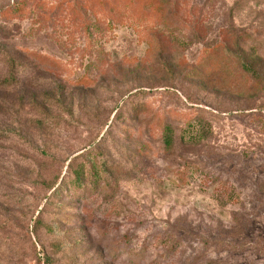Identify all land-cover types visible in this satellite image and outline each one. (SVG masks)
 Masks as SVG:
<instances>
[{
  "label": "rangeland",
  "instance_id": "1",
  "mask_svg": "<svg viewBox=\"0 0 264 264\" xmlns=\"http://www.w3.org/2000/svg\"><path fill=\"white\" fill-rule=\"evenodd\" d=\"M0 47V264H264V0H0Z\"/></svg>",
  "mask_w": 264,
  "mask_h": 264
},
{
  "label": "trees",
  "instance_id": "2",
  "mask_svg": "<svg viewBox=\"0 0 264 264\" xmlns=\"http://www.w3.org/2000/svg\"><path fill=\"white\" fill-rule=\"evenodd\" d=\"M7 51L5 50V48L0 47V57L1 56H7ZM243 58V67L244 69L254 78H261L260 73L258 72V70L255 68L254 63H250L247 62V57L246 56H242ZM7 67H8V77L4 80L3 82V86L5 87H18L19 86V81L18 78L16 77V71L19 67H21V64L13 59V57H9L7 62ZM41 109L43 111H46V107L43 105V107H41ZM205 130V127L201 125L198 126H194V128L191 129V131L189 132L190 135V139H197L199 136L202 135V132ZM174 138H175V134L172 128L168 127L165 129V139H164V145L167 149H170L174 146ZM77 182H79L80 185H83V179L79 176L77 178ZM48 261V260H46Z\"/></svg>",
  "mask_w": 264,
  "mask_h": 264
}]
</instances>
